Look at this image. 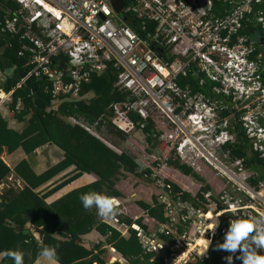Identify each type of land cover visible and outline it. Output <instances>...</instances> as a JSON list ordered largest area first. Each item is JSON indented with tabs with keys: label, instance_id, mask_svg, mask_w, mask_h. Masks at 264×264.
Masks as SVG:
<instances>
[{
	"label": "built area",
	"instance_id": "built-area-1",
	"mask_svg": "<svg viewBox=\"0 0 264 264\" xmlns=\"http://www.w3.org/2000/svg\"><path fill=\"white\" fill-rule=\"evenodd\" d=\"M11 1L16 6L3 8L0 31L18 33V54L27 50L31 63L16 85L28 76H40L48 80L44 89L54 100L60 95L75 97L91 72L103 71L111 62L117 69L113 84L126 92L123 100L111 106L150 118L159 131L157 138L166 142V151L172 149L180 161L194 168L203 162L214 169L219 188L200 190L199 185L190 192L195 203L181 198L179 191H171L169 183L150 173L165 216L163 221H155V231L170 235L172 241L164 242L138 229L145 250L161 255L162 264L204 259L211 243L201 255L198 250L204 245L197 240L212 242L217 234L219 224L204 233L211 216L223 213L219 223L222 216L228 222L264 217V180L257 179L241 157H231L221 147L237 140L226 127L229 114L219 115L227 105L235 108L240 104L236 108L241 110L240 126L264 160V121L258 120L259 116L264 120V0H130L118 11L108 0ZM128 11L142 33L126 24ZM251 21L257 25L253 35L241 31ZM58 54L66 57L60 67L51 62ZM187 72L194 77L195 86L177 80ZM205 82L207 91L199 88ZM10 91L0 92V103ZM155 115L161 116L163 126L155 124ZM69 119L90 131L96 124ZM117 124L126 131L134 128L127 120ZM197 191L200 197L195 195ZM105 222L126 232L116 217ZM259 252L264 255V250ZM239 255V251L232 255V264H242L236 259Z\"/></svg>",
	"mask_w": 264,
	"mask_h": 264
},
{
	"label": "trees",
	"instance_id": "trees-1",
	"mask_svg": "<svg viewBox=\"0 0 264 264\" xmlns=\"http://www.w3.org/2000/svg\"><path fill=\"white\" fill-rule=\"evenodd\" d=\"M124 2L127 5L130 0ZM15 6L14 1L0 0V20L4 7L13 9ZM125 15L126 24L137 33H142L130 11ZM252 23L253 21L241 31L253 35L257 25ZM19 47L18 33L0 31V71L5 70L8 65L12 66L10 73L0 78V90H11L2 104L6 107L9 117L22 123L19 129L14 128L0 113V153L2 150L11 152L19 147L29 157L43 144H53L62 153L55 162L38 172L33 170L27 157L20 158L11 167L0 157V183L10 174L21 183L16 187L10 185L0 187V252L21 251L24 254V264H31L43 246H51L56 248L59 264H120L117 258L110 260L108 248L111 247L127 264H162V256L154 250H145L137 235L140 229L148 235L153 233L164 242L172 241L170 235L155 231V221L161 222L165 219L161 203L157 201L155 193L151 195L150 200L142 198L134 200L143 212L152 218L151 228L146 227L141 216L132 218L120 212L118 206L116 219L125 225V233L97 218L93 208L86 211L79 199L81 194L88 192L121 197L123 193L115 186V182L126 173L143 175L146 182L154 181L150 175L151 167H140L130 152L122 149L116 151L79 122L71 121L69 117L87 125L94 121L96 124L105 121L107 128L121 137H124L127 131L118 127L117 123L125 124L127 120V123L134 127L133 130H138L142 135L145 151L159 153L158 149L164 147L166 142L157 138L159 131L153 128L152 120L142 119L134 111L124 107L111 106V103L123 100L126 96L125 91L117 89L113 84L117 69L111 62H107L103 71L91 72L89 80L80 85L75 97L60 95L54 100L44 89L48 80L40 76H28L16 85L31 65L29 52L24 50L18 54ZM65 58L64 55L58 54L51 57V62L57 63L56 65L60 67ZM261 75L264 81V71ZM177 80L181 84L188 82L195 86V79L189 72L179 75ZM207 85L205 82L199 88L207 91ZM240 112V109L235 110L228 105L219 112L221 117L227 114L232 116L230 131L234 132L237 140L226 142L221 147L227 148L231 157H241L244 166L255 171L257 179L264 180V160L258 155V151L251 147L245 136L238 120ZM258 120L264 121L260 116ZM167 152L163 158L164 164L171 165L199 182L200 190L210 188L204 177L193 167L180 161L172 149H168ZM70 165H72L70 170L37 189ZM82 172H91L96 177L92 181L69 189L52 201H45L47 195ZM161 180L169 183L171 191H179L181 198H187L195 203L194 195L182 189L176 182L165 177H161ZM195 195L201 196L199 191ZM27 221L42 228L40 242L30 232L21 231ZM228 224L229 222L222 216L206 258H191L181 264H223L226 261L225 257L233 255L217 250V245L223 243ZM91 229H95L101 235V239L95 242L83 240L81 235ZM180 230L181 225H178L177 231ZM165 251L167 252V249ZM0 264L13 262L6 258L0 260Z\"/></svg>",
	"mask_w": 264,
	"mask_h": 264
},
{
	"label": "rangeland",
	"instance_id": "rangeland-1",
	"mask_svg": "<svg viewBox=\"0 0 264 264\" xmlns=\"http://www.w3.org/2000/svg\"><path fill=\"white\" fill-rule=\"evenodd\" d=\"M239 105L240 104H236L235 105L236 107L234 109L239 110V109H236V108H239ZM232 113H233V111H232ZM154 118H155V124L157 126H163L162 123H160V120L162 119L161 116L155 115ZM225 118H226V121H225L226 127L229 128V131H230V128L232 126V116L229 114ZM95 128H99V129L95 130ZM90 129H92V131L96 132L103 139H105V141L109 145H113L114 147H116L117 151L122 149V150H126V151L130 152L140 167L150 166L151 171L155 174V176L168 178V179L176 182L182 189L188 190L191 193H193L197 189V187H199V185H200L199 182L192 179L189 175L178 174V176H171L170 172H173L172 170H174L175 168L172 167L171 165L164 164L163 159L161 157H157L159 155L165 156V154L167 152L166 151V145L164 147L162 146L163 149H162V147H160L158 149L159 153H156V152L150 153V152L145 151V149L143 147L144 145L142 142V137H141L142 135L140 134V132L138 130H136V131L130 130L131 128H129V129H127L128 131L126 132L125 136L121 137L118 133H116L112 130H109L105 124V121L102 123L93 124V127H91ZM232 133L234 134V132H232ZM233 134H232V136H233ZM160 140H162V139H160ZM47 151H49V149L47 147H45L43 151H40V149H37L32 154V156H34V158L37 162V167H42V166L49 164L50 158L47 155ZM218 153H220V152H218ZM194 169L204 177L205 182L208 183V185L212 189L217 190L219 188V182L214 175V169H212L210 165H207V164H204L203 162H201L199 164V167L194 168ZM145 178L146 177L143 175L136 176L133 174L126 173L121 177V179H123L122 188L125 191H130L133 193V188L135 187V185L137 183L144 184L140 188L141 193H139V195H137V194L131 195L130 198L135 199V198H138V197L141 198V196H144L147 198V200H150L151 195L154 194V187H153L154 181L146 182ZM20 184L21 183H19V181L16 178H14L13 176H7L0 183V187L1 186H7V185L16 187L17 185H20ZM45 184H47V182L42 184L41 186H39L37 189L42 188L43 186H45ZM145 185H149V186L145 187ZM144 200H146V199H144ZM128 203L130 204L131 200H125L124 201V204H126L127 207H128ZM128 208L129 209L127 212H130V214L138 213L136 208L133 207L132 205H129ZM144 222H145L147 228H151L153 221L150 219V217L148 219H145ZM82 239L84 240V238H82ZM109 252L111 255L115 256L119 260L120 264H127L122 257H120V256L117 257V254L114 253L113 251H111L110 249H109Z\"/></svg>",
	"mask_w": 264,
	"mask_h": 264
},
{
	"label": "clouds",
	"instance_id": "clouds-1",
	"mask_svg": "<svg viewBox=\"0 0 264 264\" xmlns=\"http://www.w3.org/2000/svg\"><path fill=\"white\" fill-rule=\"evenodd\" d=\"M79 199L86 211L95 207L97 215L103 220L114 219L118 214L119 201L115 198L97 192H88L81 194ZM221 215L211 216L210 220L212 222L206 226L204 233L214 230L218 226V218ZM210 243V240H204L201 255L207 251ZM217 250L226 251L231 254L239 251L240 255L236 259L241 260L242 264H264V255L259 252V250H264V217L259 219L243 218L230 220L227 231L224 234L223 243L217 245ZM39 256L48 262V264H59L55 247L43 246ZM6 258L11 259L13 264H24V254L21 251L5 250L0 252V260ZM225 259L228 261V264H232V255H228Z\"/></svg>",
	"mask_w": 264,
	"mask_h": 264
},
{
	"label": "crops",
	"instance_id": "crops-1",
	"mask_svg": "<svg viewBox=\"0 0 264 264\" xmlns=\"http://www.w3.org/2000/svg\"><path fill=\"white\" fill-rule=\"evenodd\" d=\"M12 69V66H6L5 67V70L3 71H0V78H2V75H5V74H8L10 73ZM3 93L5 92L4 90H0V92ZM0 113L6 117L7 119V123L14 127V128H17L19 129L22 125V123L20 121H16L15 119L9 117L8 115V112H7V109L5 106H3L2 102L0 103ZM98 128H95V130H97ZM132 130V129H131ZM99 131V130H98ZM92 133H94L96 136H98L100 139H102L104 142L105 139H103L100 135H98L96 132L94 131H91ZM107 143V142H106ZM108 144V143H107ZM109 145V144H108ZM111 146L113 149H116V147H114L113 145H109ZM47 147L49 149V151H47V155L48 157L50 158V163H53L55 162L60 156H61V153L62 151L55 145L53 144H43L39 147H37L34 151H36L37 149H40V151H43L44 148ZM34 153V152H33ZM32 153V154H33ZM29 155V157L21 150V148L17 147L15 148L13 151L11 152H7L5 150H2L1 153H0V157L2 158V160L8 165V166H12L17 160H19L20 158L22 157H27L28 160L30 161L31 163V166L33 168L34 171L38 172V171H41L45 166H42V167H37V162L34 158V156ZM48 165V164H47ZM72 168V165H70L69 167H67L66 169L62 170L61 172H59L58 174H56L55 176H53L50 180L47 181V184L53 180H55L56 178H58L60 175H62L63 173L67 172L68 170H70ZM173 172H170L171 176H178V174H182L181 172H179L177 169H174L172 170ZM163 175V174H162ZM95 175L91 172H82L80 173L78 176H76L75 178L71 179L69 182L65 183L64 185H62L61 187L57 188L56 190H54L53 192H51L49 195H47L45 197V201L49 202V201H52L54 200L55 198H57L58 196H60L62 193L68 191L69 189L73 188V187H76V186H79L81 184H84V183H87L89 181H92L95 179ZM172 179V178H171ZM123 179L119 178L116 182H115V186L123 193V196L121 197H115L117 201H119V211L134 218L136 216H141L142 217V221L144 222L145 219H148L149 216H147L143 210L135 203V199L133 198H130L131 195H134V194H137L139 195V193H141L140 191V188L142 187V185L144 184H141V183H137L135 185V187L133 188V193L130 192V191H125L123 188H122V185H123ZM46 185V184H45ZM149 185H145V187H147ZM151 187V186H150ZM153 187H154V193L156 192L157 190V187L155 186V184H153ZM151 189V188H150ZM140 191V192H139ZM140 198V197H138ZM141 198L143 199H146V197L144 196H141ZM133 199V200H132ZM125 200H131V203L129 204L128 203V207L129 205H132L133 207L136 208V210L138 211V213H132L130 214V212H127L128 211V207L126 204H124V201ZM93 211L96 213L97 215V211L95 209V207H93ZM97 218H100L98 215H97ZM151 219V218H150ZM105 221V220H104ZM145 223V222H144ZM82 238H84L85 241H88V242H95L99 239H101V235L95 230V229H91L89 230L88 232L86 233H83L81 235ZM111 251H113L114 253L117 254V257L119 256L118 252H116L115 250H113L111 247L109 248ZM111 256L113 258H111ZM110 256V260H113L115 259L116 257L111 255ZM31 264H48V262L44 261L42 257H40L39 255L31 262Z\"/></svg>",
	"mask_w": 264,
	"mask_h": 264
},
{
	"label": "water",
	"instance_id": "water-1",
	"mask_svg": "<svg viewBox=\"0 0 264 264\" xmlns=\"http://www.w3.org/2000/svg\"><path fill=\"white\" fill-rule=\"evenodd\" d=\"M108 1L112 6V8L114 9V11H118L124 4V0H108ZM113 17L116 21H118V18L115 15H113ZM3 77L4 75H2V78ZM21 231L24 233L30 232L37 239L38 242H40L43 233L42 228L40 226L34 225L28 221L23 225ZM213 241L214 239L211 242L210 249L212 247Z\"/></svg>",
	"mask_w": 264,
	"mask_h": 264
},
{
	"label": "bare ground",
	"instance_id": "bare-ground-1",
	"mask_svg": "<svg viewBox=\"0 0 264 264\" xmlns=\"http://www.w3.org/2000/svg\"><path fill=\"white\" fill-rule=\"evenodd\" d=\"M197 243H199L200 246H201V245H204V241H203L202 239H198V240H197ZM201 249H202V248H201ZM201 249H199L198 251H201Z\"/></svg>",
	"mask_w": 264,
	"mask_h": 264
}]
</instances>
